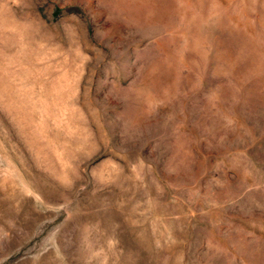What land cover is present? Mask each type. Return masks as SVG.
I'll return each instance as SVG.
<instances>
[{
    "label": "rangeland",
    "instance_id": "374dc122",
    "mask_svg": "<svg viewBox=\"0 0 264 264\" xmlns=\"http://www.w3.org/2000/svg\"><path fill=\"white\" fill-rule=\"evenodd\" d=\"M0 264H264V0H0Z\"/></svg>",
    "mask_w": 264,
    "mask_h": 264
}]
</instances>
